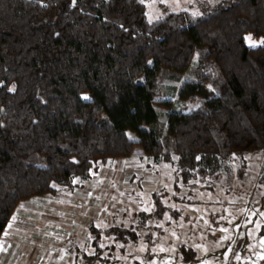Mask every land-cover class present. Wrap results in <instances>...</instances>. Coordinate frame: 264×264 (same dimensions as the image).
I'll list each match as a JSON object with an SVG mask.
<instances>
[{
    "label": "trees",
    "instance_id": "trees-1",
    "mask_svg": "<svg viewBox=\"0 0 264 264\" xmlns=\"http://www.w3.org/2000/svg\"><path fill=\"white\" fill-rule=\"evenodd\" d=\"M149 1L0 0V237L21 203L73 193L137 149L175 166L176 191L192 180L212 190L235 162L242 179L248 157L264 154V0L200 3V13L162 5L155 21ZM183 70L194 78L174 93L201 103L163 121L160 80L180 83ZM158 196L141 215L160 222L171 209ZM89 232L85 264H118L115 243L139 240L124 224Z\"/></svg>",
    "mask_w": 264,
    "mask_h": 264
},
{
    "label": "rangeland",
    "instance_id": "rangeland-1",
    "mask_svg": "<svg viewBox=\"0 0 264 264\" xmlns=\"http://www.w3.org/2000/svg\"><path fill=\"white\" fill-rule=\"evenodd\" d=\"M216 1L151 0L146 2L147 17L151 21L161 18L162 5L175 12L200 13V3ZM262 43V39L248 37L249 46L257 47ZM180 73V83L160 80L158 100L171 103L170 109L158 107L163 121L171 109L189 112L201 103L178 100L174 89L178 90L182 83L194 78L192 70ZM130 137L136 139L132 134ZM143 154L136 150L132 159L136 165L127 167L134 173L130 182L119 178L115 168L102 178L94 173L92 181L87 182L94 197L102 199L103 218L114 216V224H124L139 236L137 243H115L111 259L116 258L118 264H264V187L260 181L264 154L248 157V168L242 179L238 175L239 164L235 162L231 176L221 177L212 190L207 188L210 182L192 180L188 186L179 183V191L174 188L175 166L155 162ZM75 182L80 184L81 180ZM155 194L171 209V215L168 212L160 222L141 215L154 212ZM100 217L93 216L94 219ZM104 225L109 226L110 220ZM112 244V238L103 239V246ZM182 246L195 251V261L184 260ZM109 254L107 251L105 257H111Z\"/></svg>",
    "mask_w": 264,
    "mask_h": 264
},
{
    "label": "crops",
    "instance_id": "crops-1",
    "mask_svg": "<svg viewBox=\"0 0 264 264\" xmlns=\"http://www.w3.org/2000/svg\"><path fill=\"white\" fill-rule=\"evenodd\" d=\"M133 156L101 164L95 174L102 178L115 168L119 178L130 182L134 173L127 167L136 165ZM90 180L81 181L73 193L62 191L21 203L0 237V264H85L82 253H94L90 227L108 228L116 220L103 218L102 199L94 197L87 185ZM95 214L100 219H94ZM108 220L110 225L104 227Z\"/></svg>",
    "mask_w": 264,
    "mask_h": 264
}]
</instances>
